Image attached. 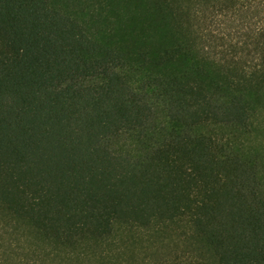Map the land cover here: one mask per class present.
Masks as SVG:
<instances>
[{
	"label": "trees",
	"instance_id": "1",
	"mask_svg": "<svg viewBox=\"0 0 264 264\" xmlns=\"http://www.w3.org/2000/svg\"><path fill=\"white\" fill-rule=\"evenodd\" d=\"M0 264H264V0H0Z\"/></svg>",
	"mask_w": 264,
	"mask_h": 264
}]
</instances>
